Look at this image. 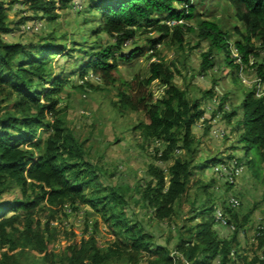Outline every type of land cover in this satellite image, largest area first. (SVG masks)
I'll list each match as a JSON object with an SVG mask.
<instances>
[{
  "label": "rangeland",
  "instance_id": "374dc122",
  "mask_svg": "<svg viewBox=\"0 0 264 264\" xmlns=\"http://www.w3.org/2000/svg\"><path fill=\"white\" fill-rule=\"evenodd\" d=\"M4 1L10 27V32L3 34L5 40L31 45L37 58L41 55L42 46L48 42L63 50L52 56L45 83L36 82L34 87L47 92L55 77L69 80L58 97L59 116L81 147L87 164L98 174L102 188H107L105 191L115 189L116 193L123 194L126 201L124 211L129 220L139 222L145 232L153 236L151 246H166L174 255L179 254L180 241H189L198 224L213 218L211 226L215 235L223 240H234L230 264L236 261L244 264L243 257L248 258L247 262H252L256 256L264 259V248H260L259 239L262 233L259 230L264 228V183L254 177L247 162L250 153L246 155L239 143L243 132L239 131V122L244 114L245 93L255 89L258 96H264V81L259 79L257 72L260 63L264 64V50L257 57L252 54L249 63L243 62L236 45L240 36L235 31L238 26L245 32V26L225 0H193L195 18L186 24L196 30L186 29L182 46L173 43L172 32L163 37V33L149 31L158 20L175 24L174 19L164 14L154 15L138 25L136 35L123 43L122 51L115 50L110 60L111 64L117 63L111 83L101 75L89 74L84 79L80 76L91 58L86 51L97 52L116 44V38L103 30L102 15L94 7L102 0H73L67 9H57L60 17L55 22L38 17L40 14L35 15L27 0ZM204 20L218 22L224 32L231 34L230 53L228 49L215 51L216 66L205 73L201 71L203 54L209 51L212 43L199 38L197 27ZM254 45L260 48L261 42L257 40ZM130 52L137 57L128 60ZM231 60H234V65L243 62L242 68L238 70L231 66ZM154 61L167 64L174 72L172 84L179 85L190 101H198L200 110H204L192 126L196 143L194 164L199 166L194 168L188 190L176 205V215L172 220L161 221L152 219L153 210L143 199V190L151 179L149 165L155 164L163 169L169 181L170 166L176 158L188 155V150H176L171 160L160 161L157 157L166 148L165 143L154 138L145 141L141 129L134 128L144 119L145 113L135 110L122 112L114 106L120 100V89L132 92L138 88L141 78L150 76V65ZM166 88L161 80L148 85L155 102L166 94ZM12 104L7 99L0 101L1 113L14 109ZM234 111L237 112L233 118L227 120L225 116ZM47 120L54 121L50 112ZM50 133V128L42 127L37 141L44 142ZM244 157L243 166L239 158ZM87 169L86 165L81 167L82 171ZM81 178L87 180L89 175L82 173ZM202 183L206 186L205 193L199 189ZM84 190L91 195L95 188L85 183ZM18 197H22L19 189L6 194L3 200ZM208 207H213L210 214L200 213ZM227 208H234L233 214ZM108 209H93L89 204L77 202L55 207L56 212L45 211L35 217L43 227L50 221V227L55 229L51 251L62 253L68 245L92 237L99 248L107 250L116 241L107 222L110 216ZM28 250L32 256L27 261L33 259V255L39 259L43 256ZM148 258L149 255L144 254L139 264H147ZM218 261L219 258L211 264ZM184 262L192 264L186 259ZM113 264L132 263L122 258Z\"/></svg>",
  "mask_w": 264,
  "mask_h": 264
},
{
  "label": "trees",
  "instance_id": "16d2710c",
  "mask_svg": "<svg viewBox=\"0 0 264 264\" xmlns=\"http://www.w3.org/2000/svg\"><path fill=\"white\" fill-rule=\"evenodd\" d=\"M72 1L27 0V3L35 15L40 14L38 17L55 22L60 17L57 9H67ZM225 1L245 26V32L238 26L236 28V34L240 36L236 45L243 62L249 63L252 54L257 57L264 50V0ZM94 7L102 15L103 30L116 38V44L97 52L86 51L91 58L82 69L80 76L83 79L96 74L107 83L113 82L117 63L111 64L110 60L115 50L122 51L123 43L136 35V27L154 15L164 14L176 21L170 25L158 20L149 30L163 33V37L172 32L174 44L183 45L186 29L196 30L186 24L195 18L193 0H102ZM197 29L201 41L212 43L209 51L203 54L201 71L205 73L216 66L215 51L228 49L230 53L231 34L224 32L221 25L212 20H204ZM9 32L8 9L5 1L0 0V101L10 100L14 108L3 114L0 109V264H113L122 258L139 264L144 254L149 255L147 264H185V259L192 264H211L217 258V264H230L234 240H223L215 235L211 226L213 218L198 224L189 241H180L179 254L174 255L166 246H151L153 236L145 232L139 222L129 220L124 211L126 201L123 194L116 193L115 189L105 191L107 188H102L98 174L87 164L81 147L59 116L58 97L69 80L55 77L47 92L34 87L36 82L45 83L52 56L63 50L48 42L42 46L41 55L37 58L31 45L5 40L3 34ZM257 40L261 42L260 48L254 45ZM129 55L128 60L137 57L133 52ZM230 63L238 70L242 68V64L234 65V60ZM257 72L259 79L264 81L263 63ZM174 77L167 64L154 61L150 65V76L141 78L139 85L136 82L138 88L132 92L120 89V100L114 103L122 112L135 110L145 113L144 119L134 128L141 129L145 141L154 138L165 143L166 148L157 157L160 161L171 160L176 150H188V155L176 158L170 166L169 181L163 169L155 164L149 165L151 179L143 190V199L153 210L152 219L160 221L172 220L176 215V205L188 190L194 168L199 166L194 164L196 143L192 126L204 110H200L198 101L191 102L179 85L172 84ZM155 80L167 85L166 94L156 102L148 90V85ZM243 105L244 114L239 122V131L243 132L239 143L246 155L250 153L247 162L254 177L264 183V96H258L255 89L250 90L245 93ZM49 112L53 122L47 120ZM236 112L225 117L230 121ZM44 126L50 128V136L44 142H38L39 130ZM239 160L244 166L245 157ZM83 165L88 169L82 171ZM82 173L88 174L89 178H81ZM85 183L95 188L91 195L85 193ZM205 187L202 183L199 189L205 193ZM18 189L22 197L3 200L6 194ZM100 199L103 202H99ZM77 202L89 204L93 209L109 207L107 222L116 241L107 250L99 248L94 237L68 245L62 253L50 250L55 229L50 227V221L43 227L35 215L45 211L56 212L55 207ZM232 209L227 208V211L233 214ZM212 210L213 207L203 208L200 213L210 214ZM259 231L262 232L259 236L262 249L264 228ZM5 248L8 251H4ZM28 249L43 256L39 259L33 255V259L27 261L32 256ZM242 259L244 264H264L260 256L252 262H247V257Z\"/></svg>",
  "mask_w": 264,
  "mask_h": 264
},
{
  "label": "built area",
  "instance_id": "2783aa9c",
  "mask_svg": "<svg viewBox=\"0 0 264 264\" xmlns=\"http://www.w3.org/2000/svg\"><path fill=\"white\" fill-rule=\"evenodd\" d=\"M176 23V22H175Z\"/></svg>",
  "mask_w": 264,
  "mask_h": 264
}]
</instances>
